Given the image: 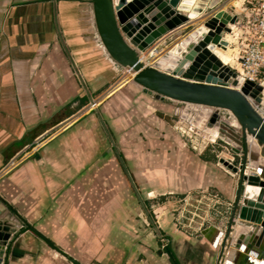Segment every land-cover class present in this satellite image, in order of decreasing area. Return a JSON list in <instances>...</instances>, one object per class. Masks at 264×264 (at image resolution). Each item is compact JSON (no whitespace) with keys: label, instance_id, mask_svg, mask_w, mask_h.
Listing matches in <instances>:
<instances>
[{"label":"crops","instance_id":"crops-1","mask_svg":"<svg viewBox=\"0 0 264 264\" xmlns=\"http://www.w3.org/2000/svg\"><path fill=\"white\" fill-rule=\"evenodd\" d=\"M254 6L196 0L181 11L198 16L153 47L225 12L244 22ZM225 37L236 70L238 48ZM121 69L101 43L91 0H0V230L11 233L0 264L219 263L235 179L212 146L195 151L176 132L180 104L123 84ZM150 204L156 224L146 231L139 207ZM203 204L209 213L190 215Z\"/></svg>","mask_w":264,"mask_h":264},{"label":"water","instance_id":"water-1","mask_svg":"<svg viewBox=\"0 0 264 264\" xmlns=\"http://www.w3.org/2000/svg\"><path fill=\"white\" fill-rule=\"evenodd\" d=\"M91 1L97 32L107 54L132 73V79L144 92L180 104V118L189 122L197 134H230L233 151L243 157L239 166L220 159L224 166L240 173V180L218 264H258L250 256L264 259V252L258 248L259 239H264V88L253 81L244 82L229 66L232 59L225 56L230 44L225 33H230L229 25L235 18L226 12L212 16L204 22V28L188 25L190 34L168 35L165 44L159 42L152 49L161 37L198 16L199 12L181 11L196 0ZM238 133L237 140L234 135ZM256 149L260 155H256ZM257 157L261 160L255 171L249 170L248 163ZM247 184L263 190L249 197ZM0 205L5 207L1 196ZM235 219L247 222L249 230L239 226L235 229ZM24 222L57 252L66 255ZM10 236V232L0 230V242ZM3 248L5 245L0 243V250ZM2 260L0 257V263ZM71 261L80 264L74 258Z\"/></svg>","mask_w":264,"mask_h":264},{"label":"rangeland","instance_id":"rangeland-1","mask_svg":"<svg viewBox=\"0 0 264 264\" xmlns=\"http://www.w3.org/2000/svg\"><path fill=\"white\" fill-rule=\"evenodd\" d=\"M232 39H233V37H232ZM121 70H122V73L120 74V81H123L122 82L123 84H125L127 82H134V80L132 79V73L131 72H127L126 70H124V68H122ZM262 81H263L262 85L264 88V80H262ZM197 108L199 109V107H197ZM173 125H174V129L176 130V132L179 133V135H181L183 137L184 142L186 141V144L188 146H190L193 150L198 151L201 149V147H203L206 144H208L209 146H212L213 150H215L214 152H216L219 155V157H217V161L220 163V165L223 168H225L227 170V174L231 178L235 179L236 188H238V184H239V180H240V173L232 171L231 169L224 166L220 162L221 158H229V159L234 158L233 164L239 166V164L242 161V157H243L242 154L236 155V153L233 151V146L231 144L232 142L229 139L230 134H227V135L224 134L222 136L221 133L220 134L216 133V131H214L212 134L211 133L207 134L205 132H202L201 134H197L190 129V127H191L190 123L187 122L186 120L181 119L180 116L176 120V122H174ZM239 136H240L239 133L234 135V137L237 140L239 139ZM253 144L256 146V143L254 140H253ZM32 150H33L32 147L29 148V152ZM259 150H260V148H259ZM259 150L258 149L254 150V152L257 153L256 155L259 154ZM254 155H255V153H254ZM20 159L21 158L18 157V161H20ZM253 159H255V158H252L251 161L248 163L249 170H251V171H255L256 165H258L260 160H261L260 157H257V159H255V160H253ZM111 173L112 174H108V175L114 176L116 178L118 176H120L119 173L117 176H115L116 175L115 171H112ZM112 190H113V188L111 186V189L109 190V192L110 191L112 192ZM124 202L127 203L129 210H131V209H133L135 211L137 210V205H136L137 203L135 201H132L131 198H129V200L124 201ZM115 203H116V201L112 202L113 205ZM154 204H156V203H154ZM154 210H156V208H155V206L153 207L152 204H150L148 207L144 205V208L142 206L139 207L140 216H139L138 220L141 223L140 225H144L143 229H145L146 231L147 230L149 231L151 226L156 224L155 223L156 222L155 215L153 213ZM195 211H196L195 215H193V214H190V215H192L196 218H200V216H204L207 213H209L207 206L204 204L201 205V207L198 205V209L196 208ZM158 241H159L160 246L161 245L163 246V244H164V247H165L167 241L164 240L163 237L158 238Z\"/></svg>","mask_w":264,"mask_h":264},{"label":"built area","instance_id":"built-area-1","mask_svg":"<svg viewBox=\"0 0 264 264\" xmlns=\"http://www.w3.org/2000/svg\"><path fill=\"white\" fill-rule=\"evenodd\" d=\"M255 6L248 16L246 21L240 20L230 24V35L238 48L236 61L238 67L236 72L238 76L243 78V81H253L262 84L260 74L264 67V0H254ZM153 47L152 49H154ZM114 65L119 66L113 59ZM127 72L129 70L125 69ZM232 116V114L230 113ZM233 117V116H232ZM37 143L29 146L36 148ZM233 163L234 158H225ZM14 162L9 165H13Z\"/></svg>","mask_w":264,"mask_h":264},{"label":"bare ground","instance_id":"bare-ground-1","mask_svg":"<svg viewBox=\"0 0 264 264\" xmlns=\"http://www.w3.org/2000/svg\"><path fill=\"white\" fill-rule=\"evenodd\" d=\"M225 56L230 57L227 55V51L225 53ZM144 60H146V59H144ZM261 190H263L262 187H256V186L248 185V184L246 185V193L249 195V197H255L257 194H260Z\"/></svg>","mask_w":264,"mask_h":264}]
</instances>
